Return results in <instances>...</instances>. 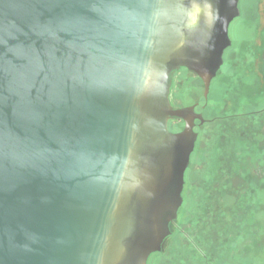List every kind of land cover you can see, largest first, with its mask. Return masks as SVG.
I'll return each mask as SVG.
<instances>
[{"label": "water", "instance_id": "obj_1", "mask_svg": "<svg viewBox=\"0 0 264 264\" xmlns=\"http://www.w3.org/2000/svg\"><path fill=\"white\" fill-rule=\"evenodd\" d=\"M237 5L0 0V264L163 256L197 139L172 75L209 85Z\"/></svg>", "mask_w": 264, "mask_h": 264}, {"label": "flooded vegetation", "instance_id": "obj_2", "mask_svg": "<svg viewBox=\"0 0 264 264\" xmlns=\"http://www.w3.org/2000/svg\"><path fill=\"white\" fill-rule=\"evenodd\" d=\"M237 8L238 13L229 25V46L209 85L202 77L182 68L179 71L185 70L199 79L202 93L197 101L186 106L171 104L174 109H192L195 114L180 120V130L169 128L172 132L192 128L197 136L192 156L202 137L206 136L211 144L212 166L202 168L208 174L201 175L197 217L194 215L200 244L204 239L200 234L211 222L209 219L217 223L218 231L224 229L236 239L238 231L250 230L251 234L258 223V215L246 219L253 213V201L260 202L255 205L264 213V0H238ZM173 120L179 119L170 122ZM190 166L185 176L183 207L187 203ZM260 222L264 225V216ZM186 238L190 242L189 236ZM187 251H197V264H244L242 258L249 255L247 250Z\"/></svg>", "mask_w": 264, "mask_h": 264}, {"label": "rangeland", "instance_id": "obj_3", "mask_svg": "<svg viewBox=\"0 0 264 264\" xmlns=\"http://www.w3.org/2000/svg\"><path fill=\"white\" fill-rule=\"evenodd\" d=\"M201 93L202 87L199 79L195 75L181 70L172 77L170 102L173 106L182 107L191 104L200 98ZM182 126L183 123L180 120H173L169 124L170 130L173 131L180 130ZM205 137L200 139L187 174V195L185 193L187 203L180 209V224L173 223L171 225L172 232H177V234L171 235L166 240L163 256L153 255L149 259L148 264H187L189 261L192 264H197L199 262L197 251L188 252L187 250H247L249 255L242 258L244 264H264V225L260 222L264 213H261V207L256 206L260 202L256 204V201H253L252 203L254 204L252 206L249 204L253 213H251V216H246V219L258 215L255 218L258 223L256 224L254 222L255 225L251 234H249L250 230H246V233L238 231L235 239L231 233L223 232L224 229L218 231L220 227H216L217 223L214 224L213 219H209V222H211L203 230V233L200 234L204 237L203 242L200 244L197 241V219L195 216L197 217V204L200 197L199 184L202 173H206L205 170L209 166H212L213 161L209 146L211 144L208 143ZM203 167L205 170L202 172ZM206 174H208V170ZM206 174L204 175L206 176ZM258 198L260 199L261 197L258 196ZM237 211L239 212L238 208ZM209 216L213 217V214L210 213ZM188 236L190 242L186 238Z\"/></svg>", "mask_w": 264, "mask_h": 264}]
</instances>
